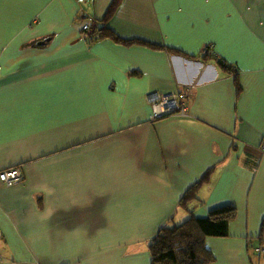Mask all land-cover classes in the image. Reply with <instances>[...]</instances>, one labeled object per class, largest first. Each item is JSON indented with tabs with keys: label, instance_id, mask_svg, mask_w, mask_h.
I'll use <instances>...</instances> for the list:
<instances>
[{
	"label": "crops",
	"instance_id": "1",
	"mask_svg": "<svg viewBox=\"0 0 264 264\" xmlns=\"http://www.w3.org/2000/svg\"><path fill=\"white\" fill-rule=\"evenodd\" d=\"M151 92L189 117L151 122ZM263 141L264 0H0V172L24 174L0 181V264H151L141 243L225 206L212 264H258Z\"/></svg>",
	"mask_w": 264,
	"mask_h": 264
},
{
	"label": "trees",
	"instance_id": "2",
	"mask_svg": "<svg viewBox=\"0 0 264 264\" xmlns=\"http://www.w3.org/2000/svg\"><path fill=\"white\" fill-rule=\"evenodd\" d=\"M112 35L109 29L104 31L98 26L90 33L88 41L93 43L107 35ZM144 45L147 42L140 41ZM151 46V45H148ZM158 49V48H157ZM212 55L206 54L203 58ZM218 63L226 70L232 67L224 60ZM237 90L241 88L237 82ZM202 178V181L183 196L179 206L185 207L191 201L197 199L200 185L208 181L209 173ZM237 217V209L232 206H225L209 213L208 217L199 219L191 216L183 224L172 227H162L149 245L151 264H212L215 257L206 248L207 238H226L229 236V225ZM264 237V223L259 240Z\"/></svg>",
	"mask_w": 264,
	"mask_h": 264
},
{
	"label": "built area",
	"instance_id": "3",
	"mask_svg": "<svg viewBox=\"0 0 264 264\" xmlns=\"http://www.w3.org/2000/svg\"><path fill=\"white\" fill-rule=\"evenodd\" d=\"M85 31H90V26L84 27ZM212 46H207L205 52L208 53ZM147 102L151 107L150 121L154 122L162 118L171 116L189 117L188 104L180 94H162L151 92L147 95ZM24 174L21 168H9L0 172V181L7 186H12L23 181ZM260 256L264 257V245L257 248Z\"/></svg>",
	"mask_w": 264,
	"mask_h": 264
},
{
	"label": "rangeland",
	"instance_id": "4",
	"mask_svg": "<svg viewBox=\"0 0 264 264\" xmlns=\"http://www.w3.org/2000/svg\"><path fill=\"white\" fill-rule=\"evenodd\" d=\"M86 25L90 26V31H85V30H84V27H85ZM86 25L83 27V33H84V37H85L86 39H89V35H90V33L94 30V25H93V26H91L90 24H86ZM209 45L212 46L211 44H208L207 46H209ZM207 46H206V47H207ZM206 47H205L204 50H203L204 55H206V54H209V55L213 54V53H212L213 46H212V49L209 50L208 53L205 52ZM148 94H149V93H148ZM150 108H151V107H150ZM165 118H166V117H165ZM162 119H164V118H162ZM159 120H161V119H159ZM154 122H155V121H154ZM262 151L264 152V141H263V143H262ZM236 218H237V217H236ZM150 242H151V241H150ZM149 245H150L149 242H143V243H141L140 247H141L142 250H143V249H146L147 252H148V254L150 255ZM260 245H264V237L261 238V240H260ZM254 258H255L256 263H258V264H259L260 262H263V261H264V259H263L264 257H263V258H258L257 256H254ZM82 263H84V262H82Z\"/></svg>",
	"mask_w": 264,
	"mask_h": 264
},
{
	"label": "water",
	"instance_id": "5",
	"mask_svg": "<svg viewBox=\"0 0 264 264\" xmlns=\"http://www.w3.org/2000/svg\"><path fill=\"white\" fill-rule=\"evenodd\" d=\"M47 42L46 41H44L43 43H41L40 44V46H43V45H45Z\"/></svg>",
	"mask_w": 264,
	"mask_h": 264
}]
</instances>
